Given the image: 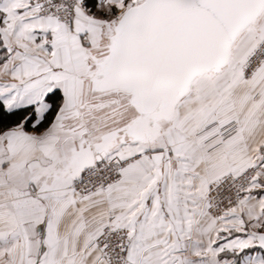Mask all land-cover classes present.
Instances as JSON below:
<instances>
[{"label":"snow or ice","instance_id":"obj_1","mask_svg":"<svg viewBox=\"0 0 264 264\" xmlns=\"http://www.w3.org/2000/svg\"><path fill=\"white\" fill-rule=\"evenodd\" d=\"M0 264H264V0H0Z\"/></svg>","mask_w":264,"mask_h":264}]
</instances>
